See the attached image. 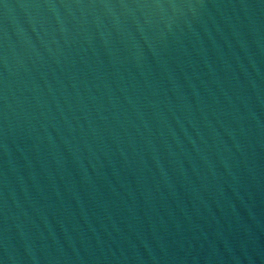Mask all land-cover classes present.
Listing matches in <instances>:
<instances>
[{
    "label": "water",
    "instance_id": "95a60500",
    "mask_svg": "<svg viewBox=\"0 0 264 264\" xmlns=\"http://www.w3.org/2000/svg\"><path fill=\"white\" fill-rule=\"evenodd\" d=\"M0 264H264V0H0Z\"/></svg>",
    "mask_w": 264,
    "mask_h": 264
}]
</instances>
